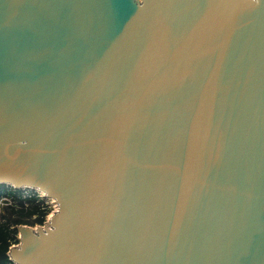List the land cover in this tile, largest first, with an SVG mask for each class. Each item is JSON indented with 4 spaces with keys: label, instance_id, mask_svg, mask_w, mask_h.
<instances>
[{
    "label": "water",
    "instance_id": "95a60500",
    "mask_svg": "<svg viewBox=\"0 0 264 264\" xmlns=\"http://www.w3.org/2000/svg\"><path fill=\"white\" fill-rule=\"evenodd\" d=\"M0 185L14 264H264V0H0Z\"/></svg>",
    "mask_w": 264,
    "mask_h": 264
},
{
    "label": "trees",
    "instance_id": "16d2710c",
    "mask_svg": "<svg viewBox=\"0 0 264 264\" xmlns=\"http://www.w3.org/2000/svg\"><path fill=\"white\" fill-rule=\"evenodd\" d=\"M22 195V190L0 185V200H8L0 205V264H14L9 252L12 243L16 241L18 226L43 225L45 222L46 213L36 204V198L23 199ZM34 216L37 217L34 219Z\"/></svg>",
    "mask_w": 264,
    "mask_h": 264
},
{
    "label": "built area",
    "instance_id": "2783aa9c",
    "mask_svg": "<svg viewBox=\"0 0 264 264\" xmlns=\"http://www.w3.org/2000/svg\"><path fill=\"white\" fill-rule=\"evenodd\" d=\"M10 189L17 190L14 188H10ZM22 191H23V195H22L23 199L36 198V204L39 205L40 209L46 213V218L43 225H35V226L21 225V226H28L32 228H38V227L44 228L45 226H48L51 218L59 211V206L57 201L52 198H48L44 193L41 192H37L30 189H25ZM6 200L7 198H3L2 200H0V205L2 206L5 202L8 201ZM26 207H28V204H26ZM36 217L37 216H34V219ZM14 228L15 227H13V229ZM15 237H16V241L12 243L10 250L13 248H17L18 245L20 244V233L18 232V234Z\"/></svg>",
    "mask_w": 264,
    "mask_h": 264
}]
</instances>
